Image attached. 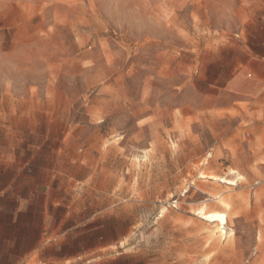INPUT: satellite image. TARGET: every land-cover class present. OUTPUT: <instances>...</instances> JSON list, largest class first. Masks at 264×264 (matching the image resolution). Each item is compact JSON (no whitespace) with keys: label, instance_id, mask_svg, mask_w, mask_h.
I'll list each match as a JSON object with an SVG mask.
<instances>
[{"label":"rangeland","instance_id":"rangeland-1","mask_svg":"<svg viewBox=\"0 0 264 264\" xmlns=\"http://www.w3.org/2000/svg\"><path fill=\"white\" fill-rule=\"evenodd\" d=\"M2 158L6 264H264V0H0Z\"/></svg>","mask_w":264,"mask_h":264},{"label":"crops","instance_id":"crops-1","mask_svg":"<svg viewBox=\"0 0 264 264\" xmlns=\"http://www.w3.org/2000/svg\"><path fill=\"white\" fill-rule=\"evenodd\" d=\"M13 177L12 172L7 170V163L3 158L0 159V264H6L7 255L11 257L10 262L14 263L16 256L20 260L23 253L21 211L15 209L22 199L14 186L9 185ZM31 247L25 246V253H30Z\"/></svg>","mask_w":264,"mask_h":264},{"label":"bare ground","instance_id":"bare-ground-1","mask_svg":"<svg viewBox=\"0 0 264 264\" xmlns=\"http://www.w3.org/2000/svg\"><path fill=\"white\" fill-rule=\"evenodd\" d=\"M228 182V181H227ZM223 202V201H222ZM224 204V203H223ZM223 206V205H222ZM202 220L211 222V223H217V228L219 230V233L221 235H225V224H226V215L223 213H206L203 214L201 217ZM217 231V230H216ZM218 233V232H217ZM218 233V234H219ZM219 234V236H221ZM230 236V235H229ZM217 240V239H216ZM216 244V243H215Z\"/></svg>","mask_w":264,"mask_h":264}]
</instances>
